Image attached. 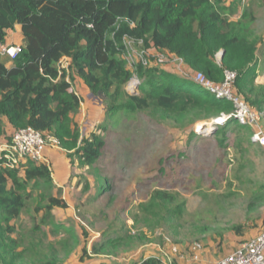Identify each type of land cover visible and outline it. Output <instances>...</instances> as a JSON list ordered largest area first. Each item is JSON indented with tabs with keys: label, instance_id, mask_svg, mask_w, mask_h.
<instances>
[{
	"label": "trees",
	"instance_id": "1",
	"mask_svg": "<svg viewBox=\"0 0 264 264\" xmlns=\"http://www.w3.org/2000/svg\"><path fill=\"white\" fill-rule=\"evenodd\" d=\"M225 8L222 0H0V45H5L7 31L15 26L20 28L22 38L16 59L0 57V143L8 141L13 132L29 127L43 136L56 138L69 162L86 165L97 162L106 146L101 133L108 130L103 126L100 133L81 138L73 126L71 116L80 107L73 91L77 79L102 99L109 119L121 112L130 116L146 110L182 114L190 110L202 113L203 119L232 112L231 103L203 92L194 80L146 70L141 64L136 68L144 80L139 93L130 94L126 86L132 73L123 60L126 41L140 43L143 49L174 54L189 69L215 83L222 82L224 72L234 73L233 93L243 97L254 112L255 108L261 110L264 95L257 92L254 78L258 67L256 54L263 41L250 37L251 9L232 22L228 13L223 12L227 11ZM219 52L222 55L217 63ZM64 59L68 60L65 68ZM232 124L248 134L247 142L236 148L241 169L251 155H264V148L257 149L248 142L253 132L250 126L229 121L216 128L208 136L214 140L215 147L205 153V160L213 162L203 179L204 183L208 179L210 190L215 189L223 176L220 169L224 166L230 134L235 131L230 128ZM185 133L186 139L196 137L192 130ZM30 183L33 185L27 192ZM53 185L48 165L26 162L8 169L0 161V235L14 232L13 222L19 219L37 187L49 190ZM105 185V181L100 182L99 190ZM252 185L253 194L246 210L250 218L247 216L244 222L225 230L210 225L196 226L193 236L205 235L220 248L226 233L244 237L262 228L264 217L251 218V215L264 206V180ZM42 199H46L45 206L34 208L37 215L44 211L41 224L53 219V209L67 208L62 198L49 195ZM184 205L177 195L156 190L140 205L144 213L142 223L150 224V228L170 224L169 228L176 229L173 222L184 211ZM152 219L155 221L151 224ZM53 227L70 234L74 240L73 230H64L59 224ZM39 228L35 225L34 229ZM124 241L125 237L107 239L103 246L94 245L92 250L96 255L105 248H117ZM10 242L15 244L13 240ZM76 242L79 240L75 237ZM66 243L67 240L61 242L64 248ZM1 250L2 246L0 264H9ZM84 254L87 257L86 250ZM56 262L53 259L45 264ZM143 264H157V261L149 259Z\"/></svg>",
	"mask_w": 264,
	"mask_h": 264
},
{
	"label": "rangeland",
	"instance_id": "2",
	"mask_svg": "<svg viewBox=\"0 0 264 264\" xmlns=\"http://www.w3.org/2000/svg\"><path fill=\"white\" fill-rule=\"evenodd\" d=\"M222 1L227 8L223 12L228 13L232 22L239 20L243 11H252L250 37L263 41L256 54L258 67L254 84L257 92L264 95V0ZM17 38V31L13 29L8 43L18 42ZM220 58L221 52L216 55L217 63ZM123 60L132 73L126 90L132 81L139 83L135 94L139 93L138 88L144 80L138 74V64L146 70L167 72L181 79L195 80L199 73L189 69L174 54L143 49L141 44L131 41L125 42ZM62 66L67 67V61H63ZM73 91L80 100L78 111L71 116L73 126L81 138H89L93 132L100 133L106 126L108 132L101 133L106 139L105 149L97 162L86 165L80 161L69 162L60 147H50L62 154L64 172L56 173L54 166L50 168L53 188L40 190L43 187H37L19 219L13 222L14 232L11 235L1 233V251L9 264H45L53 259L57 264H136L150 257L158 247L164 255L169 247L172 250L182 246L180 243H188L183 247L198 244L206 236H193L196 226L210 225L225 230L244 222L247 216L250 218L246 210L253 194V182L264 180V155H251L241 169V157L236 148L247 142L248 134L242 133L240 127L230 125L235 131L230 134L224 166L220 169L223 176L215 189L210 190L208 179L206 183L203 179L213 164L205 160L206 151L215 147L214 140L208 137L213 129L200 133L199 125L205 126L218 116L203 119L202 113L190 110L184 114L146 110L130 116L121 112L109 119L102 99L88 91L82 81L74 82ZM239 98L248 104L243 97ZM254 110L260 117L258 128L264 131V107ZM187 130H192L196 137L186 139ZM104 181L105 187L99 190L100 182ZM32 185H28L27 192ZM156 190L177 195L185 203L184 211L173 222L178 229L169 228L170 224L150 228V224L142 223L144 213L140 205ZM49 195L62 198L67 208L53 209V219L41 224L44 211L37 215L34 208L45 206L46 199L42 197ZM258 216L264 217V206L251 218ZM152 221L155 220L152 219L151 224ZM54 224L63 226L64 230H73L74 240L70 234L56 230ZM35 225L40 228L35 230ZM75 237L79 243L75 244ZM117 237H125L122 245L105 248L96 255L93 253L94 245L103 246L107 239ZM65 240L67 246L64 248L61 242ZM229 246L232 245L226 244V248Z\"/></svg>",
	"mask_w": 264,
	"mask_h": 264
},
{
	"label": "built area",
	"instance_id": "3",
	"mask_svg": "<svg viewBox=\"0 0 264 264\" xmlns=\"http://www.w3.org/2000/svg\"><path fill=\"white\" fill-rule=\"evenodd\" d=\"M19 53L20 47L18 45H0V56L2 58L14 60ZM62 67L65 68L64 66ZM234 79V73L224 72L222 82L215 83L205 78L203 74L198 73L195 76L194 82L198 86L205 88L216 100L231 103L233 106L231 113H222L210 122L212 129L222 127L229 121H234L239 126H250L253 132L249 135V142L254 146L264 148V131L258 128L260 117L233 93ZM137 85H139L137 80L132 81L128 87V91L134 93ZM255 126L256 128L254 129ZM47 147L59 148V141L52 136H43L38 131L29 127L17 130L12 133L8 141L0 143L1 165L8 169L17 168L20 163L26 162L49 165L45 156V149ZM200 247V244L193 245V253L191 255L193 260H198L199 256L194 251ZM173 251H175L174 248ZM163 257L164 264H171V257L168 253H164ZM149 259L157 260V258L148 257L142 259L138 264H143ZM215 264H264V229Z\"/></svg>",
	"mask_w": 264,
	"mask_h": 264
},
{
	"label": "crops",
	"instance_id": "4",
	"mask_svg": "<svg viewBox=\"0 0 264 264\" xmlns=\"http://www.w3.org/2000/svg\"><path fill=\"white\" fill-rule=\"evenodd\" d=\"M14 30L17 31V34H18L17 41L19 42V44H16L18 42L11 43V44L8 43L10 33L12 34L13 32V30H9L7 31V38H6L5 45L20 46L21 39H22L21 34H20V28L18 26H15ZM64 61H67V60L64 59ZM45 156L48 160V164L51 169L54 166L56 169L55 170L56 173L64 172V170H62V167H63V163L65 162L60 160L62 158V154L59 151H57L55 148L47 147L45 149ZM51 174H52V171H51ZM263 229H264V226L260 230H256L257 233L255 232L254 235H252V233H254V230L250 231L244 237H237L230 232L226 233L225 237H223V245L220 248H217V246L213 242H211L208 239V237L203 236L202 240L200 242H197L198 244L201 245V247L198 250L194 251V253L199 256L198 260H193L191 258V255L193 253V245H190L189 247H183V246L178 247L177 246L176 248H174L175 251H173V249L171 250L169 247L166 253H168L171 257V264H215L217 261L225 257L227 254H229L230 252L238 248L242 243L255 237ZM228 243L231 244L232 246H229L226 248V244ZM161 253H162V250L159 249L158 247L155 253L150 255V257L157 258L156 261L158 264H164L165 261L163 260ZM148 257L149 256H146L145 258H148Z\"/></svg>",
	"mask_w": 264,
	"mask_h": 264
},
{
	"label": "bare ground",
	"instance_id": "5",
	"mask_svg": "<svg viewBox=\"0 0 264 264\" xmlns=\"http://www.w3.org/2000/svg\"><path fill=\"white\" fill-rule=\"evenodd\" d=\"M199 127H200V133L201 132H207V131H212V125H211V123L209 122V123H207L205 126L204 125H202V124H200L199 125ZM216 128H218V127H216ZM216 128H213V131L216 129ZM47 159V158H46ZM45 164V163H44ZM45 165H47V164H45ZM49 166V165H48Z\"/></svg>",
	"mask_w": 264,
	"mask_h": 264
},
{
	"label": "water",
	"instance_id": "6",
	"mask_svg": "<svg viewBox=\"0 0 264 264\" xmlns=\"http://www.w3.org/2000/svg\"><path fill=\"white\" fill-rule=\"evenodd\" d=\"M221 55H222V53H221Z\"/></svg>",
	"mask_w": 264,
	"mask_h": 264
}]
</instances>
